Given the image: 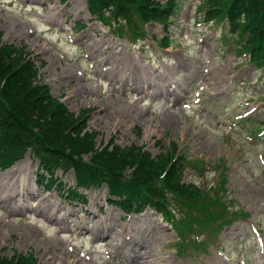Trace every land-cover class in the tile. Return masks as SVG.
I'll return each instance as SVG.
<instances>
[{
    "label": "rangeland",
    "instance_id": "rangeland-1",
    "mask_svg": "<svg viewBox=\"0 0 264 264\" xmlns=\"http://www.w3.org/2000/svg\"><path fill=\"white\" fill-rule=\"evenodd\" d=\"M202 1L176 0L168 32L156 23L145 27L158 38L169 34L167 48L149 35L137 43L118 39L115 26L91 20L86 0H0V30L3 43L30 54L53 96L77 114L87 111L97 146L115 140L156 156L175 142L193 165L184 180L206 190L227 174L224 188L208 194L250 217L227 227L216 243L212 234L193 236L206 249L196 242L180 250L175 230L155 210L125 216L107 204L106 184L90 189L86 203L38 187L39 161L27 155L0 170L2 255L30 256L34 264H130L132 257L151 264H264V130L258 131L264 72L239 52L237 31L201 19ZM80 22L85 26L78 28ZM199 159L211 166L204 175ZM58 178L74 184L73 171ZM180 200L177 219L200 214L202 205L198 211Z\"/></svg>",
    "mask_w": 264,
    "mask_h": 264
},
{
    "label": "trees",
    "instance_id": "trees-1",
    "mask_svg": "<svg viewBox=\"0 0 264 264\" xmlns=\"http://www.w3.org/2000/svg\"><path fill=\"white\" fill-rule=\"evenodd\" d=\"M87 4L95 18L115 26L118 36L132 41L146 38L145 27L150 23H159L169 31L179 7L176 0H87ZM198 9L203 12V20L225 22L237 31L239 51L247 52L250 61L264 70V0H203ZM2 38L0 30V169L9 168L30 152L39 161L38 180L46 179L45 171L52 179L49 185L47 179L48 188L57 182V172L72 170L76 185L67 196L82 199L80 188L106 184L109 202L127 213L152 207L175 222L184 235L196 226L200 231L208 229L222 215L211 206L225 205L223 196L217 201L194 183L185 182L184 169L191 161L186 153L178 151L175 142L156 156L145 147L121 146L115 140L97 146L95 133L87 128V111L77 114L53 96L29 59L30 54L14 44L3 43ZM154 40L162 47L171 43L168 35ZM226 182L225 176L220 190ZM178 198L185 207L198 211L202 205L200 214L186 212V220H176L173 206H177L174 202L178 203ZM32 261L30 256L7 257L0 253V264H34Z\"/></svg>",
    "mask_w": 264,
    "mask_h": 264
},
{
    "label": "bare ground",
    "instance_id": "bare-ground-1",
    "mask_svg": "<svg viewBox=\"0 0 264 264\" xmlns=\"http://www.w3.org/2000/svg\"><path fill=\"white\" fill-rule=\"evenodd\" d=\"M99 235H97V237H98ZM107 237H110V235H109V231H108V236ZM139 259H140V257H132V263H130V264H151L152 263V261H149V260H147V259H143L142 261H139ZM136 262V263H135ZM140 262V263H139Z\"/></svg>",
    "mask_w": 264,
    "mask_h": 264
}]
</instances>
